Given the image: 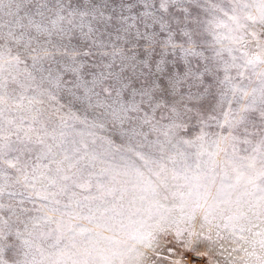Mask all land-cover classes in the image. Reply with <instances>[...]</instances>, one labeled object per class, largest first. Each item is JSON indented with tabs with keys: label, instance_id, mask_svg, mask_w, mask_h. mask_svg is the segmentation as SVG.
<instances>
[{
	"label": "snow or ice",
	"instance_id": "1",
	"mask_svg": "<svg viewBox=\"0 0 264 264\" xmlns=\"http://www.w3.org/2000/svg\"><path fill=\"white\" fill-rule=\"evenodd\" d=\"M184 2L159 0V9L168 12L170 6ZM197 7L210 18L203 21L192 15L191 4L165 17L146 2L143 13L117 17L106 16L95 3L81 10L64 0H0V114L15 107L24 113L19 125L26 119L35 125L18 127L0 137V168L15 169L24 177L16 183L26 184L45 201L51 197L57 205L56 197L73 188L88 192L74 201L80 210L76 216L113 232L127 227L124 219L132 222L131 217L143 214L139 208L132 210L134 201L143 203L169 188H176L171 195H179L183 201L194 186L202 187L200 199L207 202L221 169L225 178L231 174L234 179L231 187L241 190L235 201L226 203L239 209L245 203L253 206L246 199L251 198L264 215V71L246 75L264 66V0H205ZM5 17L9 19L5 21ZM156 25L159 31L153 30ZM208 35L213 37L211 41ZM53 36L59 42L53 43ZM72 37L79 38L75 45ZM9 42L22 44L23 53L12 55L6 47ZM251 48L259 51L250 52ZM29 57L33 65L48 60L55 68L51 64L44 68L47 76L41 74L39 82L28 73L36 83L35 88L27 86L30 97L9 93L4 79L8 69L26 64ZM253 76L258 87L250 88ZM11 79L15 81V77ZM62 94L71 98L69 103H79L83 111L92 110L91 120L69 113L72 121L89 130L91 140L81 137L57 142L52 122ZM48 107L53 112L46 115ZM210 122L221 130L209 132ZM58 123L66 125L67 121L60 117ZM197 125L193 135L191 129ZM205 156L208 168L199 162ZM117 158L123 163L113 172L108 168L96 171L98 164ZM178 164L184 186L171 183L181 178ZM180 187L189 191L181 192ZM93 191L97 195H91ZM126 194L130 196L127 208ZM185 206L187 201L182 203V212ZM191 206L193 213L201 207L197 201ZM27 211L21 209V215ZM244 215L238 212L229 220ZM16 220L31 237L29 225L19 216ZM12 227L8 220L0 221V239H6ZM16 235L23 233L17 231ZM82 235L81 242L78 237ZM105 242L116 243L102 232L83 228L77 232L69 227L68 235L61 233L52 246L62 245L69 259L83 257L73 259L72 264H113L110 257L116 253ZM23 243L34 245L29 240ZM260 243L264 247V239ZM61 255L65 253L61 251Z\"/></svg>",
	"mask_w": 264,
	"mask_h": 264
},
{
	"label": "rangeland",
	"instance_id": "2",
	"mask_svg": "<svg viewBox=\"0 0 264 264\" xmlns=\"http://www.w3.org/2000/svg\"><path fill=\"white\" fill-rule=\"evenodd\" d=\"M146 2L152 3L153 8L159 9V0H64L66 5L71 3L72 7H80L81 10H85L91 6V3H95L105 12L106 16L117 17L121 14L132 16L143 13L146 10ZM204 2L205 0H195V2L194 0H185L182 4L170 6L168 12L159 9L156 14L167 17L169 13H177L181 8L189 7L191 4L192 15H199L201 20L206 21L210 18V14L206 13L203 8L197 7V3ZM213 2L217 3L219 0H213ZM245 2H252V0H245ZM129 4L134 5V7L129 9L126 6ZM49 6L51 7V4ZM147 10L151 11L152 9ZM8 19L5 17V21ZM153 30L159 31V25L154 26ZM257 30H259V25H257ZM78 39V37H72V43L75 45ZM212 39L213 37L208 35V40L211 41ZM52 40L53 43H57L60 38L53 36ZM0 45H3V41H0ZM35 46L33 45V47ZM6 47L12 50V55H16L18 52L23 53L22 44L9 42ZM258 51L259 49H250V52ZM6 58L11 59L10 56ZM21 58L23 59L24 56L22 55ZM50 64L55 68V64L48 60L33 65V61L29 57L26 64L9 68L8 74L4 77L9 85L7 91L30 97L32 91L27 86L31 84L32 88H35L36 83L29 79L28 73L35 76L36 82H39L41 74L47 76V73L42 70ZM251 71H264V66H257L246 75L251 74ZM11 77H15V81ZM21 85H24V88H21ZM251 87H258V81L254 76L250 84ZM62 96L63 98L56 106L59 111L55 112V118L52 122L56 128L53 134L59 138L57 142L64 140L67 143L68 140L80 139L81 137L91 140L88 135L89 130L84 125L72 121L69 113H75L81 119L86 115L91 120L93 118L92 110L89 109L85 112L79 103H69L71 98L65 94ZM60 105L64 107L60 108ZM52 112L53 109L48 107L46 115ZM23 115L24 113L15 107L0 114V129L4 130L0 132V137L10 135V131H15L18 127L25 129L35 127L29 119H26L23 125H19L18 121ZM60 117L67 121L66 125L58 123ZM9 121L13 123H9ZM198 129L199 125L193 127L191 129L192 134L195 135ZM207 130L217 132L221 129L217 127L215 122H210V127ZM48 131L51 133L53 129L50 127ZM61 131L64 133L63 137H60ZM12 139L15 140V137ZM117 143H119L118 140ZM241 147L245 146L242 145ZM243 154L241 153V155ZM11 155H15V153H10ZM207 159L206 156L200 158L199 162L202 168L209 167L205 163ZM121 163L123 162L119 158L115 161H106L104 164H98L96 171L108 168L110 172H113ZM188 163L193 168L195 167L191 160ZM169 167L171 168V165ZM177 169L181 171V178L171 183L184 186L186 181L183 179L182 166L178 164ZM214 178L215 183L211 184L212 196L208 197L207 202L200 199V193H203L204 189L194 186L191 189V196L183 198V201H187V206L182 212L183 201L181 197L171 195L173 191H176V188H169L168 192H161L156 197H149L143 203L134 201L132 210L139 208L143 214L131 217L132 222L129 219H124L123 222L127 227L113 232L102 229L95 222L76 216V212L80 210L74 201L83 195H89L88 192L73 188L70 192L56 197L60 201L57 205L54 204L51 197L45 201L42 195H35L26 184L16 183L17 179L23 181L24 177L15 169L0 168V189H3L0 191V206H3L0 207V221L8 220L13 225L8 237L0 239V264H4L5 261L7 264H72L73 259H83V257L69 259L67 249H64L62 245L60 247L52 246L60 238L61 233L68 235L69 227L75 228L77 232H80L81 228L92 229L94 232H102L104 236L112 237L116 243L107 244L105 242V245L116 253L110 257L113 264H261L262 259H264V247L260 243L264 239V215L260 214L259 207L255 206L256 202L251 198L246 199L250 200L253 206L245 203L239 209L234 204L226 203L230 200L235 201L241 191L231 187L234 184L231 174L225 178L221 169L218 170ZM179 190L185 193L189 191L187 187H180ZM251 190L249 189V191ZM50 191L55 192L56 189H50ZM72 192H76L77 196L73 197ZM218 193V199L213 200L212 197H216ZM91 195H97V193L93 191ZM136 195L139 196L141 193L137 192ZM165 196L168 198L165 199ZM128 198L130 196L126 194L124 201L126 208L128 207ZM107 199L111 200V197H107ZM193 201H197L201 205L194 213L191 206ZM209 205L213 207L210 208ZM53 208H57L59 211H51ZM21 209L28 211L21 215ZM146 209L148 210L147 213L144 212ZM238 212L244 213V218L229 220L230 216H235ZM81 215H85V213H81ZM17 216L29 225L31 237L25 232L23 224L17 222ZM46 216L51 217V219H46ZM32 225L36 227L33 229ZM240 227H243L244 230L240 231ZM17 231L23 235L17 236ZM95 238L89 236V239ZM78 239L82 242L84 236L82 235ZM24 240H29L30 243L34 242V245L29 247L23 243ZM37 248L42 249V253H38ZM61 251L65 255H61ZM25 252L28 255H24Z\"/></svg>",
	"mask_w": 264,
	"mask_h": 264
}]
</instances>
